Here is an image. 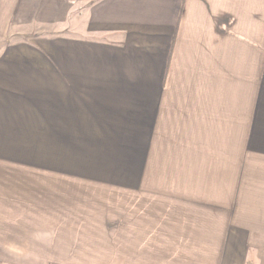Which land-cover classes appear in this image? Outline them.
<instances>
[{"label":"crops","instance_id":"0c3cea01","mask_svg":"<svg viewBox=\"0 0 264 264\" xmlns=\"http://www.w3.org/2000/svg\"><path fill=\"white\" fill-rule=\"evenodd\" d=\"M0 264H264V0H0Z\"/></svg>","mask_w":264,"mask_h":264},{"label":"rangeland","instance_id":"374dc122","mask_svg":"<svg viewBox=\"0 0 264 264\" xmlns=\"http://www.w3.org/2000/svg\"><path fill=\"white\" fill-rule=\"evenodd\" d=\"M85 21H86V12L85 8L76 11L72 14L70 21L67 25L56 27L52 34H79L81 31L84 32L85 30ZM65 29V30H64Z\"/></svg>","mask_w":264,"mask_h":264}]
</instances>
